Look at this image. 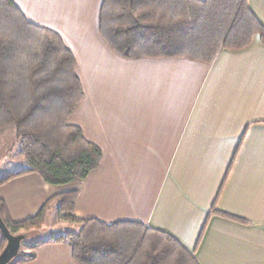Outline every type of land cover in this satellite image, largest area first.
Masks as SVG:
<instances>
[{
    "label": "crops",
    "instance_id": "obj_1",
    "mask_svg": "<svg viewBox=\"0 0 264 264\" xmlns=\"http://www.w3.org/2000/svg\"><path fill=\"white\" fill-rule=\"evenodd\" d=\"M14 1L74 53L84 97L69 121L103 156L81 182L54 186L30 172L0 185L11 218L26 220L56 194L78 190L75 214L81 219L165 231L199 264H264L260 35L245 48L223 49L211 63L124 58L101 33L104 0ZM248 3L264 24V0ZM14 137V131L0 134V160ZM1 239L0 233V245ZM9 264L78 263L69 242L50 238L39 242L33 260Z\"/></svg>",
    "mask_w": 264,
    "mask_h": 264
},
{
    "label": "trees",
    "instance_id": "obj_2",
    "mask_svg": "<svg viewBox=\"0 0 264 264\" xmlns=\"http://www.w3.org/2000/svg\"><path fill=\"white\" fill-rule=\"evenodd\" d=\"M100 30L124 58L186 57L211 63L223 49L247 47L256 34L264 42V24L248 0H104ZM83 97L76 57L61 35L29 21L14 0H0V134L15 126L26 165L1 176L0 185L30 172L51 185H69L99 167L101 148L69 121ZM78 193L56 194L23 221H14L0 199V215L11 232L27 236L42 227L56 204L61 220L82 224L78 231L54 237L72 245L78 264H199L165 231L132 221L77 217ZM211 212L234 217L215 208ZM1 237L0 253L7 243ZM38 245L24 252L20 248L12 261L33 260Z\"/></svg>",
    "mask_w": 264,
    "mask_h": 264
},
{
    "label": "rangeland",
    "instance_id": "obj_3",
    "mask_svg": "<svg viewBox=\"0 0 264 264\" xmlns=\"http://www.w3.org/2000/svg\"><path fill=\"white\" fill-rule=\"evenodd\" d=\"M12 131H14L15 137L14 140L8 144L10 149L6 158L0 160V177L11 173H16L14 171L21 172L26 167L25 161L19 152V146L16 141L15 126L9 125L1 134H7ZM81 226L82 224L78 222L61 220L58 216V208L56 205V207L48 209L46 218L40 229H33L27 233L26 238L22 241L21 252L28 250L29 247L35 242L49 240L50 238H54L67 231H78Z\"/></svg>",
    "mask_w": 264,
    "mask_h": 264
},
{
    "label": "water",
    "instance_id": "obj_4",
    "mask_svg": "<svg viewBox=\"0 0 264 264\" xmlns=\"http://www.w3.org/2000/svg\"><path fill=\"white\" fill-rule=\"evenodd\" d=\"M0 233L7 243L0 253V264H9L19 253L22 241L26 238L24 233H13L0 215Z\"/></svg>",
    "mask_w": 264,
    "mask_h": 264
}]
</instances>
